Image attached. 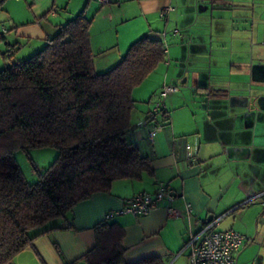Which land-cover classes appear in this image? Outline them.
Segmentation results:
<instances>
[{
    "label": "crops",
    "instance_id": "obj_1",
    "mask_svg": "<svg viewBox=\"0 0 264 264\" xmlns=\"http://www.w3.org/2000/svg\"><path fill=\"white\" fill-rule=\"evenodd\" d=\"M82 9L91 22L96 72L112 67L144 34L165 47L157 72L132 92L126 135L152 173L114 180L108 192L78 202L68 227L61 222L37 237L10 264H86L93 227L106 217L124 230L125 262L159 256L163 264H189L182 251L188 232L219 217L218 229L253 238L235 252L234 264H264V205L253 198L264 191V0H2L0 32H7L0 33V67L36 52ZM152 74L158 75L154 90L145 83ZM163 83L182 91L165 96L169 120L149 140L152 122L162 121L150 110ZM159 183L174 191L178 216L163 205L147 216L116 213L133 194L153 192Z\"/></svg>",
    "mask_w": 264,
    "mask_h": 264
},
{
    "label": "trees",
    "instance_id": "obj_2",
    "mask_svg": "<svg viewBox=\"0 0 264 264\" xmlns=\"http://www.w3.org/2000/svg\"><path fill=\"white\" fill-rule=\"evenodd\" d=\"M90 23L82 9L36 52L0 68V264L61 222L68 227L72 208L108 192L114 180L152 173L150 160L126 135L132 92L164 61L165 47L144 34L112 67L96 72ZM158 114L161 124L169 120ZM46 146L57 155L28 182L14 152ZM93 232L86 264H163L159 256L125 262L124 230L107 217Z\"/></svg>",
    "mask_w": 264,
    "mask_h": 264
},
{
    "label": "built area",
    "instance_id": "obj_3",
    "mask_svg": "<svg viewBox=\"0 0 264 264\" xmlns=\"http://www.w3.org/2000/svg\"><path fill=\"white\" fill-rule=\"evenodd\" d=\"M100 3H107L109 0H98ZM170 10L166 7L160 12L164 16ZM7 32V29L2 27L0 33ZM12 52V48L8 49L6 54ZM177 85L164 83L160 92L163 98L168 94L176 92ZM151 112L158 114L162 113L163 118L168 117V110L165 108L163 99L154 103ZM141 123V122H139ZM162 128L160 122H152L151 128L148 131L149 140L153 139L155 133ZM186 158L191 162L197 161L194 153L187 151ZM175 198L174 191L170 186L164 183H159L153 192H137L128 200L127 204L116 213H129L135 216H147L156 207L163 205L169 216H178L179 212L172 206ZM264 205V191L254 196ZM190 209L187 208V212ZM115 213V214H116ZM219 217L204 221L199 229L188 232V237L183 244L182 251L188 252L189 264H234L235 252L244 244L252 242L253 238L246 236L236 230L227 229L221 230L217 228ZM10 264V262L6 263Z\"/></svg>",
    "mask_w": 264,
    "mask_h": 264
},
{
    "label": "rangeland",
    "instance_id": "obj_4",
    "mask_svg": "<svg viewBox=\"0 0 264 264\" xmlns=\"http://www.w3.org/2000/svg\"><path fill=\"white\" fill-rule=\"evenodd\" d=\"M1 29H2V27H1ZM9 62L10 61H7V63H9ZM0 68H2V67H0ZM156 70H157V67L152 72L156 73L157 72ZM164 70H165V68L163 69V71ZM153 74H152L151 78L148 79V81L147 80L145 81V83L147 85V88L153 87V90H154V85L156 82L155 79L158 78V75L154 76L155 78L153 79ZM163 84L160 87H158L156 89V91H154L152 94V99L154 100L153 101L154 103H156V101H159L160 98L165 100V97L162 98L160 96V92H161ZM173 85H176V84H173ZM177 87H178V89L176 92L182 91L181 87H179V85H177ZM56 155H57V150L53 147H48V146L30 148L28 151H24L22 149H17L14 152V157H15L18 165L22 169L23 174H24V176L28 182H33V181L37 180L38 171H42L50 163H52L54 158L56 157ZM222 230H224V229H222ZM225 230H227V229H225Z\"/></svg>",
    "mask_w": 264,
    "mask_h": 264
}]
</instances>
